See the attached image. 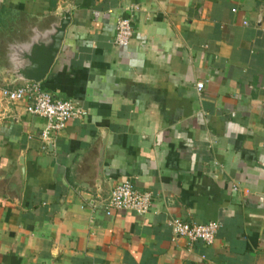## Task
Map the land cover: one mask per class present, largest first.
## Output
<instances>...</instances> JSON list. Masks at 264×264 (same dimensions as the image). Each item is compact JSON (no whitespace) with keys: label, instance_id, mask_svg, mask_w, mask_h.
Masks as SVG:
<instances>
[{"label":"crops","instance_id":"obj_1","mask_svg":"<svg viewBox=\"0 0 264 264\" xmlns=\"http://www.w3.org/2000/svg\"><path fill=\"white\" fill-rule=\"evenodd\" d=\"M62 7L39 83L85 115L44 141L0 94V264H263L264 0H0V89L27 82L9 55ZM125 180L147 213L106 214ZM172 218L221 227L190 244Z\"/></svg>","mask_w":264,"mask_h":264},{"label":"built area","instance_id":"obj_2","mask_svg":"<svg viewBox=\"0 0 264 264\" xmlns=\"http://www.w3.org/2000/svg\"><path fill=\"white\" fill-rule=\"evenodd\" d=\"M133 29L128 18H119L116 23L114 43L118 46H126L132 36ZM203 82H198L196 88L201 90ZM2 98L7 102L25 100L29 113L45 118L41 130L44 141L56 137L70 119H81L85 115L82 106L71 100L55 99L45 91L39 82L27 81L14 87H2ZM236 189V187H234ZM152 195L149 191H140L134 185L125 180L116 184L109 195L105 206L106 214L113 210H126L136 214L147 213L151 207ZM172 233L176 237L185 238L190 244L201 242L209 245L213 242L221 223L210 220L206 223L187 222L179 218L168 220Z\"/></svg>","mask_w":264,"mask_h":264},{"label":"water","instance_id":"obj_3","mask_svg":"<svg viewBox=\"0 0 264 264\" xmlns=\"http://www.w3.org/2000/svg\"><path fill=\"white\" fill-rule=\"evenodd\" d=\"M56 14L58 19L48 28L42 32L33 30V34L18 46L19 49L9 55L13 76L34 82H39L45 77L70 21L68 9L62 7Z\"/></svg>","mask_w":264,"mask_h":264},{"label":"rangeland","instance_id":"obj_4","mask_svg":"<svg viewBox=\"0 0 264 264\" xmlns=\"http://www.w3.org/2000/svg\"><path fill=\"white\" fill-rule=\"evenodd\" d=\"M264 264V263H263Z\"/></svg>","mask_w":264,"mask_h":264}]
</instances>
